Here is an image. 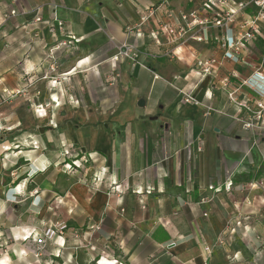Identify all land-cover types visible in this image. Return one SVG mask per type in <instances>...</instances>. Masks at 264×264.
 I'll use <instances>...</instances> for the list:
<instances>
[{
  "label": "crops",
  "instance_id": "obj_1",
  "mask_svg": "<svg viewBox=\"0 0 264 264\" xmlns=\"http://www.w3.org/2000/svg\"><path fill=\"white\" fill-rule=\"evenodd\" d=\"M161 1L0 0V85L33 102L40 121L34 133L19 107L0 118L13 132L0 140V238L9 242L0 264H264V128L244 129V112L229 104L238 80L220 84L236 72L248 81L240 97L264 100V79L253 76L264 66V22L229 57L220 41L252 13L170 44L161 23L213 12L203 0ZM54 18L63 29L51 36ZM123 43L137 54L115 62ZM211 57L219 64L202 78L196 63ZM48 70L51 90H24Z\"/></svg>",
  "mask_w": 264,
  "mask_h": 264
},
{
  "label": "built area",
  "instance_id": "obj_2",
  "mask_svg": "<svg viewBox=\"0 0 264 264\" xmlns=\"http://www.w3.org/2000/svg\"><path fill=\"white\" fill-rule=\"evenodd\" d=\"M166 0H162L159 6L165 3ZM158 6V7H159ZM202 9L205 11H212L213 17L211 20H200L198 18V13H190L188 15L181 14V21L184 25L173 26L168 22L161 23L158 27L157 33L162 35L167 43L170 44H183L187 39L188 32L193 29H197L198 32L202 28L207 29L208 26L213 25L220 29H229L235 23V17L238 13H245L249 11L250 17L247 22H245L240 28L241 31L237 33L232 39L223 38L220 41L221 47L225 51V55L229 57L237 56L245 45L250 41L256 38L259 34V24L264 22V0H241L236 3L235 7L230 6L226 0H203ZM16 11L11 10L8 14L4 15V21H8L10 17L15 16ZM152 9L148 10V14L142 17L135 27L136 32L139 31L141 25H143L149 17L152 15ZM171 17L170 13H167ZM191 18L190 21H188ZM39 22L40 19H37ZM55 25H49V33L51 36H56V29L62 31L63 23L53 19ZM195 41L201 42L203 38L199 35L192 37ZM62 43H58L56 48ZM53 49H50L52 52ZM135 54H137L136 49L130 44L123 43L116 55L113 56V60L116 62L119 59L127 58L134 60ZM218 60L214 57H211L204 61H198L196 67L200 70L202 78L211 77L218 66ZM253 76L257 78L264 79V66L262 64L258 65L254 72ZM237 79V83L232 85L227 91V100L229 104L234 105L238 109L244 112V118L240 119L242 127L246 130H259L264 128V100H246L240 97L241 89L247 85V80H242L238 77L236 72H231L228 77H225L220 81V84L224 87H229L231 85V79ZM7 93L6 91H3ZM184 102L187 103H197L196 99L189 94L188 92H181ZM209 252L208 248H205ZM40 253V248H37V251ZM38 253V255H39Z\"/></svg>",
  "mask_w": 264,
  "mask_h": 264
},
{
  "label": "rangeland",
  "instance_id": "obj_3",
  "mask_svg": "<svg viewBox=\"0 0 264 264\" xmlns=\"http://www.w3.org/2000/svg\"><path fill=\"white\" fill-rule=\"evenodd\" d=\"M0 42H2V39L0 38ZM1 52L2 50H0V58L2 57L1 56ZM49 56L48 57H51V54L48 53ZM54 67V66H52ZM52 67H49L50 71L52 69ZM49 72V70L47 71ZM44 80L45 82L43 84H41V82L39 81H42ZM39 82V86H36L35 84ZM50 82H51V79H50V72L49 73H45V74H42L38 77V79L36 81H33L31 84H28L26 85V87L24 88V90H51L50 88ZM19 84V83H18ZM24 84V82H23ZM46 85V86H45ZM3 87L0 85V118H2L3 116V112L5 111H8L9 109H13V107H19L20 108V113L19 115L18 114V110H16V115L18 116V118H21L22 121L25 123V126L28 127L29 129H32V131L34 133H37L39 132V130L37 129V127L39 126L40 124V121L36 118L35 114L33 113V110H32V106H33V102H26L24 98H21L20 96H22V94H19V92H11L10 94L7 92V93H4L2 91ZM19 89V88H18ZM26 94V93H25ZM15 114H12V118H11V121H13V117L16 116ZM13 136V132H9L8 130H5L4 128H0V140L2 142L5 141L7 142L9 139H11ZM32 243H26V245H24V243L22 241L18 242L17 243V248H24V246H28L30 247L29 245H31ZM9 245V242L7 241L6 243L3 242L2 240V237L0 238V260L3 259V256L2 254L6 251L7 249V246ZM22 246V247H21ZM36 245H34V247H30V249L32 251H34V254L35 257H40L38 255L39 252H35L37 248L39 247H35ZM42 251V250H41Z\"/></svg>",
  "mask_w": 264,
  "mask_h": 264
}]
</instances>
